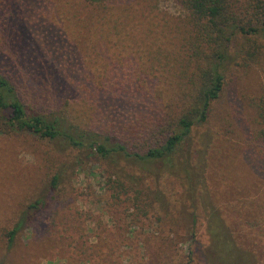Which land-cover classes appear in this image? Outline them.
Segmentation results:
<instances>
[{
	"label": "rangeland",
	"instance_id": "rangeland-1",
	"mask_svg": "<svg viewBox=\"0 0 264 264\" xmlns=\"http://www.w3.org/2000/svg\"><path fill=\"white\" fill-rule=\"evenodd\" d=\"M130 1L131 42L106 53L114 66L84 56V71L60 80L77 83L64 94L73 121L142 153L160 140L143 134L159 118L156 96L177 93L193 66L181 0ZM101 13L81 2L68 8L66 16L85 26L70 28V39L106 36L110 21ZM113 13L118 18L121 10ZM100 21L107 23L98 27ZM18 22L10 17L0 30V67L27 81L26 68L8 67L14 39H31ZM263 35L247 40L264 47ZM241 44L249 43L230 50L236 60L206 121L191 129L177 153L194 173L191 196L182 176L155 164L99 160L30 134L0 135V264H219L218 250L264 264V139L248 102L264 81V60L237 65L245 61L237 53ZM124 56L132 60L123 62ZM90 85L93 99L83 104L82 89ZM43 95L60 98L49 88ZM22 218L7 248L6 233Z\"/></svg>",
	"mask_w": 264,
	"mask_h": 264
},
{
	"label": "trees",
	"instance_id": "trees-1",
	"mask_svg": "<svg viewBox=\"0 0 264 264\" xmlns=\"http://www.w3.org/2000/svg\"><path fill=\"white\" fill-rule=\"evenodd\" d=\"M80 2L99 8L101 16L108 17L110 22L106 36L88 35L80 40L75 38L76 42L70 39V28H85L82 23L75 24L72 18L66 16L68 8ZM132 2L0 0V30L6 27L5 21L12 17L20 20L19 25L25 27L23 31L31 33L30 40L24 36L14 39L15 45L12 48L16 53L8 67L23 66L28 76L32 77L24 81L17 78V71L0 67V135L30 134L40 140L58 141L67 149L90 151L99 160L121 156L138 163L155 164L171 176H182L187 182V194L191 196L194 173L188 159H176L177 153L191 129L206 121L211 104L219 98L226 83V75L236 60L235 53H230L234 43L242 40L249 43L246 48L243 44L240 45L237 53L241 54L243 51L245 59L242 60L245 61H239L237 65L245 62L260 63L264 60V51L261 50L264 48L263 44L256 42V46L254 41L247 40L264 33V0H181L186 13L185 32L191 44L187 64L190 66L191 63L193 66L192 75L184 86L177 87V93L156 96L160 105L159 118L143 134L146 131L150 138L160 140H156L152 146L146 145L142 153L128 152L119 142L101 136L90 128H83L73 121L69 114L68 99L64 94L67 88H75L77 83L73 79L64 83L60 80L61 76H79L84 71V56L89 60L94 57L105 60L110 67L114 66L106 53L110 46L118 42H131L126 24L130 22L127 11ZM115 9L121 10L118 18L112 15ZM104 23L100 21L96 24L100 27ZM262 39L264 43V35ZM125 59L132 60L131 57L124 56L123 62ZM48 88L59 93L60 98L56 100L52 96L49 100L48 96L43 95ZM94 93L92 85L83 87L80 102L90 103ZM248 102L258 128L257 135L264 139V81L258 95L248 98ZM56 178L52 177L50 185H54ZM23 223V218L18 219L6 233L7 248L11 246L14 235L23 228ZM226 235L223 234L225 237ZM226 251L215 252L219 264H251L241 260L240 256L231 258L232 255Z\"/></svg>",
	"mask_w": 264,
	"mask_h": 264
}]
</instances>
